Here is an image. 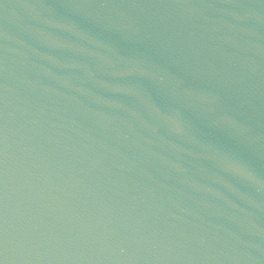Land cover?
I'll return each mask as SVG.
<instances>
[{"label":"water","instance_id":"1","mask_svg":"<svg viewBox=\"0 0 264 264\" xmlns=\"http://www.w3.org/2000/svg\"><path fill=\"white\" fill-rule=\"evenodd\" d=\"M0 264H264V0H0Z\"/></svg>","mask_w":264,"mask_h":264}]
</instances>
